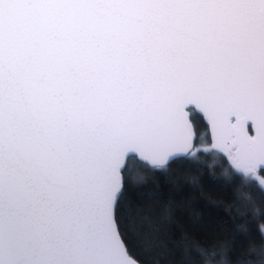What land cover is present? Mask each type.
<instances>
[{"label":"snow or ice","instance_id":"6c2138e0","mask_svg":"<svg viewBox=\"0 0 264 264\" xmlns=\"http://www.w3.org/2000/svg\"><path fill=\"white\" fill-rule=\"evenodd\" d=\"M0 264H264V0H0Z\"/></svg>","mask_w":264,"mask_h":264},{"label":"trees","instance_id":"16d2710c","mask_svg":"<svg viewBox=\"0 0 264 264\" xmlns=\"http://www.w3.org/2000/svg\"><path fill=\"white\" fill-rule=\"evenodd\" d=\"M217 175L221 170L216 169ZM203 193L200 191L186 192L184 198L190 196L194 200V208L203 213V221L209 227L205 231L193 232L190 226L177 227L173 230L171 241H177L188 233L189 238L199 239L203 242L213 240H224L232 236L234 224L241 222L235 210L229 211L228 205L231 203V193L218 189L205 178ZM211 201V202H210ZM247 240L239 238L236 245V254L239 255L247 247ZM236 255L233 256V259Z\"/></svg>","mask_w":264,"mask_h":264}]
</instances>
